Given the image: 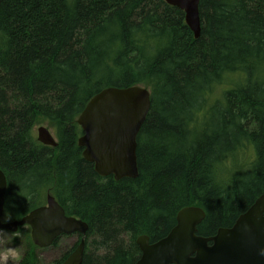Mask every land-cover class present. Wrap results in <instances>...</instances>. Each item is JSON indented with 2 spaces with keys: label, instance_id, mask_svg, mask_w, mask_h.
Listing matches in <instances>:
<instances>
[{
  "label": "trees",
  "instance_id": "obj_1",
  "mask_svg": "<svg viewBox=\"0 0 264 264\" xmlns=\"http://www.w3.org/2000/svg\"><path fill=\"white\" fill-rule=\"evenodd\" d=\"M199 16L195 38L164 0L0 1L4 219L50 193L88 225L82 264H135L136 239L166 236L184 207L205 212L202 236L248 209L264 192V0H200ZM131 85L151 102L138 175L101 177L76 119L101 89ZM42 122L56 147L37 141ZM22 245L21 264H39L29 230Z\"/></svg>",
  "mask_w": 264,
  "mask_h": 264
},
{
  "label": "water",
  "instance_id": "obj_2",
  "mask_svg": "<svg viewBox=\"0 0 264 264\" xmlns=\"http://www.w3.org/2000/svg\"><path fill=\"white\" fill-rule=\"evenodd\" d=\"M164 1L184 12L186 25L198 38L200 0ZM150 103V91L141 85L105 87L89 99L76 119L82 130L78 146L99 176L115 180L137 177V135ZM37 140L43 145H57L45 126L37 128ZM6 189V177L0 169V229L14 232L28 226L31 241L38 248L51 246L61 235L80 234L79 243L61 264H82L88 229L84 221L66 215L55 197L47 193L44 205L5 223ZM204 217L200 207L187 206L179 210L176 224L166 236L152 243L148 236H139L140 256L135 264H264V192L230 227H220L213 235L197 234Z\"/></svg>",
  "mask_w": 264,
  "mask_h": 264
},
{
  "label": "rangeland",
  "instance_id": "obj_3",
  "mask_svg": "<svg viewBox=\"0 0 264 264\" xmlns=\"http://www.w3.org/2000/svg\"><path fill=\"white\" fill-rule=\"evenodd\" d=\"M40 126H45L54 135V132L51 129V126L49 124H47L46 122H42V123L35 126V128H34L35 136L37 134V132H36L37 128ZM11 215H12L11 220H14L16 218L17 214L11 213ZM6 218H7V216H6ZM23 229H24V231L22 232V235L24 236L25 231H28L29 229H28V227H24ZM77 240H78V235L76 233L75 234H69V235H62L60 237V239L58 240V243H56V245H51V246H48L45 248H39L37 250V255L39 257V264H53L54 261L61 258L64 253L71 250V248L77 242ZM9 246L10 247H18V246L23 247L22 240L19 238H16L12 242V244ZM23 249H24V247H23Z\"/></svg>",
  "mask_w": 264,
  "mask_h": 264
},
{
  "label": "clouds",
  "instance_id": "obj_4",
  "mask_svg": "<svg viewBox=\"0 0 264 264\" xmlns=\"http://www.w3.org/2000/svg\"><path fill=\"white\" fill-rule=\"evenodd\" d=\"M11 218L12 215L9 212L7 218L3 219V222L6 223L11 220ZM16 238L23 240V235L21 231L16 230L14 232H8L3 229H0V264H21V261L24 257L23 247L9 246ZM261 254L264 255V250L261 251Z\"/></svg>",
  "mask_w": 264,
  "mask_h": 264
}]
</instances>
